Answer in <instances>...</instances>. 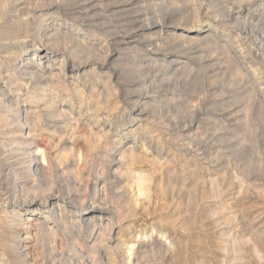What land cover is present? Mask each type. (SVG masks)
I'll return each mask as SVG.
<instances>
[{
    "label": "rangeland",
    "instance_id": "1",
    "mask_svg": "<svg viewBox=\"0 0 264 264\" xmlns=\"http://www.w3.org/2000/svg\"><path fill=\"white\" fill-rule=\"evenodd\" d=\"M0 121V264H264V0H0Z\"/></svg>",
    "mask_w": 264,
    "mask_h": 264
},
{
    "label": "bare ground",
    "instance_id": "2",
    "mask_svg": "<svg viewBox=\"0 0 264 264\" xmlns=\"http://www.w3.org/2000/svg\"><path fill=\"white\" fill-rule=\"evenodd\" d=\"M49 102H47L48 104ZM48 106H50V104H48ZM7 107V106H6ZM13 107V106H12ZM19 110V109H18ZM10 111V110H9ZM20 112V111H19ZM5 113V112H4ZM14 113V111H13ZM7 115V114H6ZM4 117V116H3ZM8 117V116H7ZM20 118V117H19ZM18 118V115L17 114H14L13 117H11L10 119L6 120V126H10L9 124L16 122L17 121V124H14L16 125V128L18 127L20 129L18 135L16 138H27L30 135V132L27 130L29 127H30V124L28 123V121H24V122H21L20 119ZM18 119V120H17ZM22 119V118H21ZM16 120V121H15ZM1 123V121H0ZM4 123V122H3ZM4 125V124H3ZM12 125V124H11ZM3 127V126H2ZM1 127V128H2ZM6 128V127H5ZM4 128V130H5ZM11 128V127H10ZM34 128V127H33ZM7 130V129H6ZM4 133V132H3ZM14 138V137H13ZM30 138V137H29ZM13 142V141H12ZM14 146L11 153H10V157L8 158H4L3 161H1L3 163V167L4 169L8 172V171H11V172H14V174H17V173H21L22 176H24L25 174H29L28 178H30L32 181L33 180H36V177L38 176L39 174V169H38V166L41 165V163H39V161H37V158L33 157L35 156L34 153L35 151H31L29 152L27 149L28 148H31L33 146L32 143H29L26 139H20V140H16L13 142ZM11 147V148H12ZM9 153V152H8ZM36 154H37V151H36ZM6 155H9V154H6ZM42 166V165H41ZM33 173H35L33 175ZM8 174V173H7ZM13 174V176H15ZM33 177H32V175ZM6 176V174H4ZM18 175V174H17ZM5 176H2V179L4 180L3 177ZM10 176V174H9ZM8 177V176H7ZM6 178V177H5ZM30 179H27L28 181H30ZM30 181V183L32 182ZM53 199V198H52ZM94 207V206H93ZM92 207V208H93ZM93 211H98V212H101L103 213V211L101 209H98L97 207H95L93 209Z\"/></svg>",
    "mask_w": 264,
    "mask_h": 264
}]
</instances>
